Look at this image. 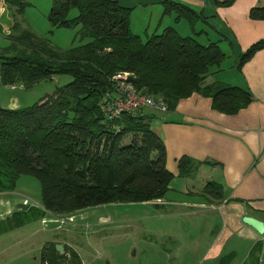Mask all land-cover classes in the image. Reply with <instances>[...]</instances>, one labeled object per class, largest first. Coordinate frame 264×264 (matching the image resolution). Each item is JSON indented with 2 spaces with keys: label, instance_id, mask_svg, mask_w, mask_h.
Masks as SVG:
<instances>
[{
  "label": "trees",
  "instance_id": "trees-1",
  "mask_svg": "<svg viewBox=\"0 0 264 264\" xmlns=\"http://www.w3.org/2000/svg\"><path fill=\"white\" fill-rule=\"evenodd\" d=\"M52 1L51 26H79L78 34L89 41L66 50L46 48L41 37L22 28L19 17L28 3L6 0L16 7L12 28L21 34L12 30L10 35L12 45L20 46L18 52L0 56V82L32 88L55 75H68L71 81L29 106L0 105V192L15 190L22 175L41 184V205L1 219L0 234L48 213L61 216L98 205L144 204L166 197L173 174L167 169L164 141L149 117L139 110L110 118V97L120 92L114 78L118 73H129V81L141 93L162 96L168 111L194 93L211 98L213 109L229 115L254 100L247 88L206 83L212 69L220 71L228 57L219 41L202 43L173 26L142 36L131 27L134 7L118 0ZM213 1L219 6L235 2ZM163 5L166 14L176 10L177 19L185 18L196 32L202 10L175 0ZM72 8L78 14L70 18ZM249 17L264 20V5L251 8ZM262 49L264 39L243 51L236 66L241 69ZM200 164L182 157L179 175L192 176ZM203 192L222 197V184L210 180ZM262 250L258 242L250 254ZM41 261L83 264L76 250L65 244L60 254L52 242L44 245Z\"/></svg>",
  "mask_w": 264,
  "mask_h": 264
},
{
  "label": "crops",
  "instance_id": "crops-1",
  "mask_svg": "<svg viewBox=\"0 0 264 264\" xmlns=\"http://www.w3.org/2000/svg\"><path fill=\"white\" fill-rule=\"evenodd\" d=\"M3 1L0 0V17L8 15V19L14 23V17L9 14L7 7L8 10H16V7ZM118 1L124 6L134 7L131 27L135 30V25L140 26L145 31L142 36L161 33L168 26L175 27L183 35L190 34L180 29L183 27L187 30V26L185 21L177 19L176 10L166 14L163 5L165 0ZM175 1L202 10L203 18L200 20L216 36L215 41L226 42L230 46L234 65L208 75L206 83L219 82L247 88L253 93L254 100L237 114L229 115L213 109L211 98L194 93L181 99L175 110L160 112L145 107L140 112L149 117L152 129L161 136L166 146V165L173 174L169 192L173 184H178L185 194L203 195V201L195 200V205L192 204V198L176 199L173 204L190 208L198 204L209 206L212 213L231 211L228 212L231 229L229 235L236 233V237L247 238L244 256H249L251 264H260L264 258V236L253 227L244 225L242 218L247 215L264 221V49L258 51L241 69L236 66V62L243 51L264 39V20L249 17L251 8L263 6L264 0H235L230 6L215 5L213 0ZM142 8L149 11V17L138 23L136 12ZM201 31L208 33L204 29ZM185 156L201 162L198 170L188 177L179 175L178 164ZM197 175H203V183L194 181ZM188 180H192L193 184H204L202 193L188 190ZM210 180L222 184V197H213L203 192L205 184ZM17 189L0 192V220L24 210L21 205H24L27 193ZM157 201L164 203V199ZM28 206L31 205L27 204V209ZM53 216L48 213L44 218L51 219ZM38 221H31L0 234V264H42L41 252L48 242L64 246L68 244L79 253L66 237L55 232L58 228L54 224L44 225L42 219ZM209 233L212 235L210 253L217 256L222 248L219 241L221 232L212 230ZM258 242H262L263 250L256 251L252 256L250 252ZM197 243L199 245V241ZM237 249L236 246L231 247V256L238 254Z\"/></svg>",
  "mask_w": 264,
  "mask_h": 264
},
{
  "label": "rangeland",
  "instance_id": "rangeland-1",
  "mask_svg": "<svg viewBox=\"0 0 264 264\" xmlns=\"http://www.w3.org/2000/svg\"><path fill=\"white\" fill-rule=\"evenodd\" d=\"M23 1L28 5L23 15L19 17L22 28L35 32L43 39L46 48L66 50L89 41V38L82 39L78 34L79 26L73 28L51 26L48 15L52 0ZM7 11L10 15L17 14L15 8L8 10L7 7ZM148 12L144 8L136 12L138 23L149 17ZM77 14V8H72L69 17ZM182 20L187 26V30L180 27L183 33H190L189 35L195 36L202 43L215 41L216 36L203 20L195 24L196 32L191 31V25L185 18ZM12 24L13 20L8 19V15L0 17V56L14 55L20 47L12 45L10 38L14 30ZM134 29L133 31H138L140 35L145 33L140 26L135 25ZM202 29L208 33L202 32ZM17 32L21 34L20 30ZM17 32L14 30V35ZM220 45L228 54L221 68L223 70L234 65V60L230 46L226 42ZM216 70L213 68L212 74ZM70 81L71 77L68 75H55L51 79L37 82L32 88H26L24 84H16L15 88H12V85L0 82V105L8 108L29 106ZM194 181L203 183V175H197ZM203 185L193 184L192 180H188V190L202 193ZM17 187V190H24L27 193L24 202L27 200L30 205H41L38 204L41 203V184L36 178L22 175L18 179ZM202 196L185 194L178 184H173L163 204L155 201L144 204L98 205L61 216L66 219L73 215L74 221L70 224H67L69 222L67 219L62 223L48 218L42 223L50 226L54 224L58 228L55 232L66 237L74 245L85 264H251L249 256H244L247 238L236 237V233L233 236L229 235L231 229L228 212L231 211L220 210L218 213H212L209 206L202 207L198 204L190 208L173 204L176 199L188 198H192L194 204L195 200L203 201ZM212 230L221 232L219 241L222 248L217 256L210 253L209 242L212 235L209 232ZM232 246L238 248L236 256L230 254ZM143 255L145 257L142 263Z\"/></svg>",
  "mask_w": 264,
  "mask_h": 264
},
{
  "label": "built area",
  "instance_id": "built-area-1",
  "mask_svg": "<svg viewBox=\"0 0 264 264\" xmlns=\"http://www.w3.org/2000/svg\"><path fill=\"white\" fill-rule=\"evenodd\" d=\"M129 75V73H118L114 76L115 80H117L120 92L110 97V105L108 107L110 118H115L123 112L136 113L145 107L160 112H168V106L162 96L151 97L141 93L132 82L129 81ZM24 203L28 204V201L26 200ZM61 216H53V218L48 219L62 223L66 222V219L69 220V222L74 221L73 215H69L66 219ZM45 219L46 218L42 219V221L46 222L48 220ZM45 264H48V262L46 261Z\"/></svg>",
  "mask_w": 264,
  "mask_h": 264
},
{
  "label": "water",
  "instance_id": "water-1",
  "mask_svg": "<svg viewBox=\"0 0 264 264\" xmlns=\"http://www.w3.org/2000/svg\"><path fill=\"white\" fill-rule=\"evenodd\" d=\"M21 208L26 210L27 209V205L24 204V205H21ZM243 222L246 223L247 225L253 227L258 233L260 234H264V221L258 219V218H255V217H252V216H244L243 217ZM56 248L58 250V252L60 254H63L64 251H65V246L63 244H57L56 245ZM144 257L145 255L142 256V263L144 261ZM260 264H264V258L261 259V263Z\"/></svg>",
  "mask_w": 264,
  "mask_h": 264
}]
</instances>
